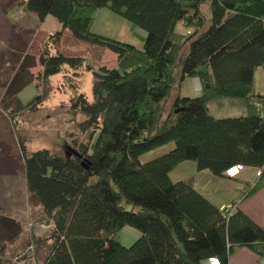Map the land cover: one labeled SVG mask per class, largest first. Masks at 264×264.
I'll return each mask as SVG.
<instances>
[{
	"label": "trees",
	"instance_id": "obj_1",
	"mask_svg": "<svg viewBox=\"0 0 264 264\" xmlns=\"http://www.w3.org/2000/svg\"><path fill=\"white\" fill-rule=\"evenodd\" d=\"M21 3L62 25L38 62L45 79L62 74V85L69 83L67 112L77 127L66 154L30 150L17 133L28 192L52 223L42 264H201L209 257L230 264L239 245L264 255V229L235 202L221 209L190 181L171 178L178 164L193 160L198 170L221 177L237 164L261 167L256 187L264 184V91L255 83L264 67V0ZM104 7L146 30L142 48L92 31ZM66 29L111 49L118 66L94 69L85 57L66 55L57 48ZM29 58L26 53L23 76L8 90L17 83L20 93L32 84ZM86 71L94 76L92 97L81 88ZM190 76L201 81L199 96L181 93ZM221 97L244 98L246 113L215 116L209 103ZM34 100L36 111L41 95ZM24 112L11 111L14 129ZM170 142L168 152L141 160ZM125 226L140 233L129 246L119 234Z\"/></svg>",
	"mask_w": 264,
	"mask_h": 264
},
{
	"label": "rangeland",
	"instance_id": "obj_2",
	"mask_svg": "<svg viewBox=\"0 0 264 264\" xmlns=\"http://www.w3.org/2000/svg\"><path fill=\"white\" fill-rule=\"evenodd\" d=\"M22 1L0 0V264H42L51 244L52 223L49 224L51 220L43 207L28 192L17 133L28 138L30 150L46 147L66 154L69 134L77 132L76 122L70 120L67 112L69 83L62 85V74L45 79L44 68L38 62L45 41L52 32L60 29L61 23L52 15L43 23L44 20L24 8ZM91 29L140 48L144 44L141 34L147 33L106 7L97 10ZM57 48L68 56L85 57L94 69L118 66V55L111 49L80 40L68 30L64 31ZM26 53L30 56L28 63L34 61L35 64L30 68L32 84L20 93L17 92V83L8 90L13 79L23 76L19 67ZM257 71L261 75L264 67ZM93 80L92 72H84L81 88L89 97H92ZM261 86L262 82L256 78L257 90ZM180 89L185 96L195 97L203 93L201 81L196 76L187 77ZM37 95H41V101L35 102L39 106L35 111L31 103ZM230 106L229 103L222 104L221 100L211 105L216 112H224L219 113L223 114L221 116L240 115L228 114ZM25 110L19 114V129H14L11 111ZM174 146L175 143L170 142L157 147L143 154L141 160L155 158ZM191 163L196 165L192 161L179 166L171 178L176 181L191 176L196 171ZM119 234L121 242L127 246L138 238V231L130 226H125Z\"/></svg>",
	"mask_w": 264,
	"mask_h": 264
},
{
	"label": "crops",
	"instance_id": "obj_3",
	"mask_svg": "<svg viewBox=\"0 0 264 264\" xmlns=\"http://www.w3.org/2000/svg\"><path fill=\"white\" fill-rule=\"evenodd\" d=\"M47 17L45 18L43 23L46 21ZM21 30H23V28ZM141 35L142 39L146 36L143 32ZM256 78H259V80L262 82L261 88L259 90H257L256 88V90L259 92H263L264 72H262L261 75H258V71L256 70L255 83ZM216 100H221L222 104L229 103L231 105L228 109V114L235 113L241 115L245 114L247 111V104L244 98L221 97L212 100L209 103V110L215 116H221L223 114L219 113H224L216 112L217 110L212 109L211 105L213 103L215 104ZM230 115L234 116V114ZM192 161L193 160H186L181 162L171 171V175L176 168ZM191 164L193 165L190 166H194V169L196 168V171L194 170V173L191 176L183 178L184 180L190 181L197 190L203 193L217 206L221 207V209H224L225 207H230L232 203L235 202V207H237V209H241L253 221H255L264 229V184L258 188L256 187L257 182L262 173L261 167L237 164L229 168L225 172V176L221 177L216 176L209 169L198 170L197 164ZM139 234L140 233L138 232V236ZM229 263L264 264V255H261L258 251L251 248L250 246L239 245L236 246L231 252ZM201 264L220 263L216 257H209L202 260Z\"/></svg>",
	"mask_w": 264,
	"mask_h": 264
}]
</instances>
